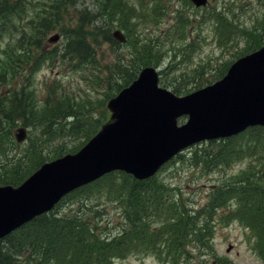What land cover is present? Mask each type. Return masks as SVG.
Here are the masks:
<instances>
[{"label": "trees", "instance_id": "obj_1", "mask_svg": "<svg viewBox=\"0 0 264 264\" xmlns=\"http://www.w3.org/2000/svg\"><path fill=\"white\" fill-rule=\"evenodd\" d=\"M84 1L37 0L33 11L31 0H0V38L3 41V35L13 29L18 33L13 42L7 39L2 44L0 41V184L17 185L42 162L77 150L101 122L99 117L83 119L81 115L86 113L78 96L55 91L58 96L54 98L52 87L48 88L43 102L38 103L31 89L32 62L38 66L43 61L59 63L60 59L76 69L87 63L92 65L94 43L102 39L120 44L112 38L111 30L122 26L128 36L124 44H131L133 51L127 57H117L112 62L113 69L109 70L110 75L116 69V76L104 79L116 93L136 77L142 66L157 64L162 57L161 49L159 53L153 48L152 39H130L133 28L128 0H91L90 7ZM17 18L24 22H18ZM252 28L264 37V22H257ZM55 29L61 30L65 40L60 49H46L49 31ZM223 73L220 70L218 75ZM18 75L22 80L24 77L22 84L14 81ZM13 85L19 87L13 88ZM18 125L30 128L22 143H17L13 136ZM78 132L81 143L69 149L64 141L55 142L56 138ZM190 151L194 162H199L196 167L202 169L204 165L210 171L249 159L245 169L214 184L206 212L201 214L202 224L201 218L198 223L195 216L175 210L171 205L164 206L165 202L169 203L163 199L164 192L170 190L158 174L147 180H136L124 172L114 171L70 192L63 199L66 205L56 206L1 238L0 264H114L116 259L125 258L138 245H149L150 238L160 237L164 232L166 239L170 235L175 244L193 236L196 245L210 246L207 242L213 235L214 212L224 203L235 206L219 218L234 217L245 224L256 236L254 247L260 254L264 253V127L254 126L232 137L203 142ZM107 200L115 201L121 216L127 220V223L122 220L120 228L112 233L103 231L101 225H111L108 210L101 204ZM123 202L126 208H122ZM75 204L74 210L62 208ZM164 211L171 213V217L162 220ZM150 217L157 222L153 235L148 231ZM167 248L174 252L182 250L177 245H167ZM211 254L212 258H206L209 264L214 258Z\"/></svg>", "mask_w": 264, "mask_h": 264}, {"label": "rangeland", "instance_id": "obj_2", "mask_svg": "<svg viewBox=\"0 0 264 264\" xmlns=\"http://www.w3.org/2000/svg\"><path fill=\"white\" fill-rule=\"evenodd\" d=\"M31 1L33 3L30 10H33L38 2L37 0ZM90 1L85 0L84 4L90 7ZM164 1L171 2L166 7V11L161 10L162 7L155 9L154 5H160ZM128 3L127 5L131 8L130 13H132L129 20L133 28L129 35L130 39L136 41L152 39L153 48L158 49L159 53L161 49L160 61L157 65L154 63L152 65L158 68V72H161L159 74L160 85L172 91L177 89L175 92L177 95L186 94L213 81L220 70H225L239 54L251 46H260L264 42L259 38V33L252 28L257 22L262 24L264 0H209L205 7L198 8L186 4V0H128ZM78 6L81 5L78 4ZM177 11H183L188 25L175 20ZM27 13L29 16L30 12ZM21 20L23 19L17 18L18 22ZM174 23L175 27L169 30L168 27ZM119 28L126 35L125 29L122 26ZM177 29L178 32L175 33ZM56 32L59 33V39L51 42L46 49L61 48L65 40L61 30H51L48 35ZM174 33L176 39H174ZM17 35L18 33L13 29L4 34L3 41L2 38L0 41L2 44H5L7 39L13 42ZM100 40L98 44L94 43L95 61L92 65L87 63V66L76 69L60 59L59 63L43 61L38 66L32 62L33 84L31 89L35 92V100L38 103L43 102V98L45 99L48 94V88L52 87L54 98L58 96L56 92L78 96L77 100L84 104L83 111L86 115V109L90 110L87 116L81 115L83 119L95 117L105 119L110 114L106 108V102L115 91L109 88L108 82L104 79L116 76V69L109 75V70L113 69L112 62L119 56L127 57L133 48L129 43L127 45L124 43L110 44ZM157 43L159 45H156ZM44 46L46 47V44ZM72 136L65 135L56 138L55 142L57 139L64 141L68 149L73 144L81 143L79 132ZM193 147L184 149L175 160L158 173L167 186L173 188L170 192L174 200L169 201L173 202L175 210L183 212L191 206L199 208L210 197L212 185L225 176L245 169L249 162L248 158L240 159L227 168L211 172L202 165L203 172L200 167H196L199 162L195 163L191 158L190 149ZM101 198H105L104 195H101ZM101 204L106 207L108 217L111 218V225L101 224L104 226L102 230L110 231V233L116 232L123 222L116 203L107 200L106 203L101 201ZM63 205H66V202L63 201ZM232 206L235 204L233 203ZM76 207L75 204L62 208L66 211L71 208L74 210ZM228 207L224 203L215 212L217 220L212 224L211 241L209 239L207 242L210 246L203 243V246L200 245L198 248L193 245V241H186L183 250L187 255L184 257L181 251L172 253V251L165 250L166 245H162V239L165 238L163 234L166 233L164 232L160 235L161 243L156 244L154 248H147L144 245L135 247L138 249H133L134 252L126 258L116 259L114 264H209L206 258L208 256L212 258L211 253L214 255L211 264H216V262L217 264H264V253L260 254L254 247L256 240L254 232L234 217L227 220L219 219L218 215L226 213ZM163 215L167 218L171 213L164 211ZM150 223L152 225L155 221L151 220ZM149 227L150 230L156 229L154 227L157 225ZM173 244H171L172 247Z\"/></svg>", "mask_w": 264, "mask_h": 264}, {"label": "water", "instance_id": "obj_3", "mask_svg": "<svg viewBox=\"0 0 264 264\" xmlns=\"http://www.w3.org/2000/svg\"><path fill=\"white\" fill-rule=\"evenodd\" d=\"M112 35L125 40L118 29ZM157 80L155 68H142L108 100L112 119L77 152L43 163L16 187L0 185V237L107 172L123 170L147 178L188 145L231 136L250 125L264 126V45L234 61L222 78L183 96L159 87ZM183 114L187 119L178 124ZM15 136L23 140L25 129L18 128Z\"/></svg>", "mask_w": 264, "mask_h": 264}]
</instances>
